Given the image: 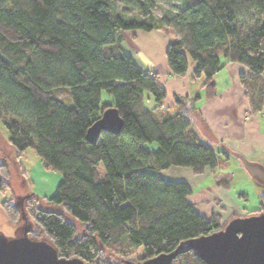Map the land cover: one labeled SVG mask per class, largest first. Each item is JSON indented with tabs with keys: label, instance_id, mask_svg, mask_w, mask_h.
Listing matches in <instances>:
<instances>
[{
	"label": "trees",
	"instance_id": "obj_1",
	"mask_svg": "<svg viewBox=\"0 0 264 264\" xmlns=\"http://www.w3.org/2000/svg\"><path fill=\"white\" fill-rule=\"evenodd\" d=\"M118 1L121 11L111 0H0V119L16 150L33 148L62 174L51 197L62 210L38 207L31 214L37 228L28 232L43 233L59 256L89 264L169 253L226 224L219 214L207 218L194 209L187 181L159 174L172 165L201 174L223 161L192 128L194 98L175 95V111L163 110L166 91L157 74L123 49L105 54L104 46L120 43L122 30L173 32L165 50L172 74L186 73L193 62L191 78L202 79L209 99L223 59L239 62L249 68L240 81L252 109L264 102V0H177L159 14L156 0ZM150 99L153 106L145 103ZM109 107L122 119L120 130L90 142L88 128ZM8 178V165L0 163V189ZM262 200V209L247 215L263 212ZM0 206L11 220L19 216L11 200ZM134 247L143 249L136 261L128 256ZM171 264L204 262L188 250Z\"/></svg>",
	"mask_w": 264,
	"mask_h": 264
},
{
	"label": "crops",
	"instance_id": "obj_2",
	"mask_svg": "<svg viewBox=\"0 0 264 264\" xmlns=\"http://www.w3.org/2000/svg\"><path fill=\"white\" fill-rule=\"evenodd\" d=\"M126 33L138 41L140 49L145 53L146 62L139 60L137 53L129 45L125 46L124 51L133 56L143 70L156 73L165 88L166 96L162 103L166 109L163 110L175 111V95L194 98L195 110L190 117L192 128L223 160L215 169L206 168L201 174H194L189 167L175 165L159 171V174L187 181L193 188V192L187 197L188 201L199 214L207 218L215 213L224 222L234 212H249L240 199L246 198V193L240 192V197L238 194L232 195L227 186V183L234 180V172L229 168L235 161L237 168L243 170L244 178L252 179L255 185L260 186V192L264 191L260 182L253 180L242 160L244 158L264 169V102L258 111H254L240 81L241 74H248L249 68L242 63L223 59L221 69L214 75L216 93L206 99L204 90H200L202 79L191 78L193 62L190 61L188 71L181 75L172 74L168 68L165 50L171 38L176 36L175 33L141 29ZM122 36L124 39V34ZM151 105L153 106L152 100ZM214 195L218 196L217 205L212 202Z\"/></svg>",
	"mask_w": 264,
	"mask_h": 264
},
{
	"label": "rangeland",
	"instance_id": "obj_3",
	"mask_svg": "<svg viewBox=\"0 0 264 264\" xmlns=\"http://www.w3.org/2000/svg\"><path fill=\"white\" fill-rule=\"evenodd\" d=\"M156 1L157 8L155 9V13L159 14L160 11H162L168 4L176 2L177 0ZM111 4L115 7L116 11L122 10V6L118 0H111ZM126 11V15L128 16H135L137 13L133 9H127ZM127 31L129 30H122L120 32V35L124 34V39L122 36L123 40L120 43H115V46L112 44L104 46L102 48L103 52L105 54H110L113 53L115 49L121 51L122 49H125V46L129 45L133 51L137 53L136 55L139 60L145 63V53L142 49H140L138 41L129 36L128 33H126ZM60 94L65 97L68 104L71 103L70 96L66 95L67 93L65 90H62ZM102 97L110 99V96L104 92ZM145 103L147 106H150L151 100H148ZM8 138L9 134L0 119V163H6L9 169V186L4 190L0 189V203L5 200H11L19 208V216L17 219L14 218L13 221L0 206V235L7 239H14L22 236L28 227L32 229L34 227L37 228L31 214L38 207L47 210H62L60 205L51 200L58 184L62 180V174L57 170L47 167L33 148L29 147L24 151L19 152L11 145ZM149 147L154 148V144ZM237 166L238 164L234 161L232 167L229 168L234 172V180L228 184L230 194L232 193V195L235 196L238 194V197H240L239 193L243 191L246 193V198L240 197V199L243 200V206L247 209V211L250 210L251 212H255L256 210L258 211L259 209H262L261 207L263 206L260 205V202L262 197V201H264V191L260 192L262 191L260 190V186L255 185L252 179L250 180L248 178H244L243 170L239 167L237 168ZM161 177L166 181H175V179H171L167 175H161ZM253 180L257 182L259 181L260 185L264 187V183L260 181L258 177H253ZM213 190L211 189V191ZM260 193L261 196H259ZM214 196L215 197L212 198V202L217 205L218 196ZM209 203H211V201ZM247 213L248 212L238 214L234 212L230 217H228V220H224V222L227 223L230 219L236 216H247ZM257 213L258 212L255 214ZM66 216L67 219L76 225L77 235H82L84 229L80 222L68 214ZM210 217L211 216H209V218ZM221 222L223 221L221 220ZM27 235L31 239L47 241V238L43 236V233L41 232H27ZM142 253V247H134V250H130V254L128 256L130 260L136 261L141 257ZM110 256L112 257V255H109V258H111Z\"/></svg>",
	"mask_w": 264,
	"mask_h": 264
},
{
	"label": "water",
	"instance_id": "obj_4",
	"mask_svg": "<svg viewBox=\"0 0 264 264\" xmlns=\"http://www.w3.org/2000/svg\"><path fill=\"white\" fill-rule=\"evenodd\" d=\"M121 126L117 109L109 107L88 128L87 139L96 142L102 131L117 133ZM242 160L247 171L264 183V169ZM28 231L29 227L14 239L0 235V264H89L79 257L59 256L51 243L29 238ZM188 250H194L204 264H264V211L233 217L218 231L185 240L169 253L129 264H171L177 255Z\"/></svg>",
	"mask_w": 264,
	"mask_h": 264
}]
</instances>
